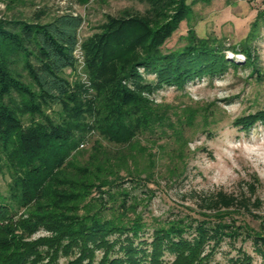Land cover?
<instances>
[{
	"label": "trees",
	"instance_id": "16d2710c",
	"mask_svg": "<svg viewBox=\"0 0 264 264\" xmlns=\"http://www.w3.org/2000/svg\"><path fill=\"white\" fill-rule=\"evenodd\" d=\"M140 1L148 5L143 14L108 19L100 34L81 45L85 82L64 76L77 64L81 15L65 12L44 23L41 12L32 21L0 20V166L9 178L6 194L0 193V264H59L62 258L63 264H166V254L173 256L169 264H205L223 240L240 236L264 264V235L225 216L234 208L249 212L248 198L222 191L204 196L200 207L211 219L153 226L147 237L136 197L122 187L154 176V154L142 138L170 132L180 144L185 124L193 122L191 114L183 117L152 95L236 67L217 40L199 38L193 29L184 46L162 52L191 6L211 0ZM257 17L239 45L250 64L258 62L252 49ZM54 106L60 108L55 118L46 114ZM256 123L264 125V109L234 125L248 130ZM94 134L100 140L79 161L86 153L79 146ZM237 254L232 264H251L240 248Z\"/></svg>",
	"mask_w": 264,
	"mask_h": 264
},
{
	"label": "rangeland",
	"instance_id": "374dc122",
	"mask_svg": "<svg viewBox=\"0 0 264 264\" xmlns=\"http://www.w3.org/2000/svg\"><path fill=\"white\" fill-rule=\"evenodd\" d=\"M147 8L140 0H86L80 4L71 0H0V20L32 21L41 12L40 22L44 23L65 12L81 15L84 23L78 33L77 64L74 70L64 71V76L69 81L85 82V56L81 45L100 34L108 19L120 18L123 12L130 11L143 14ZM256 17L260 31L252 42V49L256 50L258 62L250 64L240 53L239 45L246 39ZM261 21H264V0L199 2L191 6L188 20L181 21L162 46V52L181 48L187 30L193 29L199 38L217 40L227 60L236 67H229L212 79L203 77L190 82L182 90L164 87L152 95L155 102L175 108L183 117L191 114L193 122L189 126L185 124L184 140L180 144L171 139L170 132L163 137L157 132L142 138L141 144L154 154V176L151 182L141 180L135 184L127 180L122 185L136 197L137 213L149 225L147 237L153 226L178 219L186 222L194 218L211 219V213L200 207L201 198L218 191L248 198L249 212L234 208L225 216L233 215L237 224L247 225L264 235V226H259L264 221V125L256 123L248 130L234 125L240 117L264 109V24ZM59 111L60 108L54 106L47 109L46 114L55 118ZM94 140H100L98 134L79 146L86 150L79 161L86 160ZM101 143L109 152L115 151L112 144L105 140ZM146 159V156L139 158V166H145ZM8 181L5 169L0 166V193L6 194ZM40 235L44 233L36 236ZM239 248L251 257V264H262L261 255L243 236L235 241L223 240L205 264H232ZM164 260L169 264L173 256L166 254ZM64 262L62 258L59 264Z\"/></svg>",
	"mask_w": 264,
	"mask_h": 264
}]
</instances>
